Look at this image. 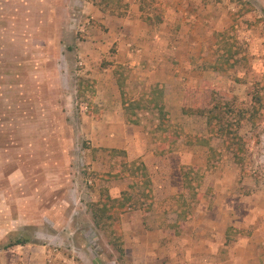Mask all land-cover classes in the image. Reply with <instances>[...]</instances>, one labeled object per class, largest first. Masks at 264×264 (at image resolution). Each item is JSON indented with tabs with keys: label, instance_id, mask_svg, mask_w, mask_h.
Here are the masks:
<instances>
[{
	"label": "rangeland",
	"instance_id": "obj_1",
	"mask_svg": "<svg viewBox=\"0 0 264 264\" xmlns=\"http://www.w3.org/2000/svg\"><path fill=\"white\" fill-rule=\"evenodd\" d=\"M127 1L154 20L173 4L0 0V264H131L111 244L112 219L100 229L90 209L103 191L119 197L135 181L130 163H146L151 183L135 186L136 207L121 213L123 244L145 230L177 235L201 198L264 190V0H181L195 10L200 41L189 50L197 71L175 107L163 89L137 86L128 62H117L119 41H105L101 20L122 16ZM142 45L159 48L125 47ZM112 66L121 90L107 88L103 70ZM99 81L107 83L101 93ZM215 104L242 138L241 163L217 136L216 120L207 125L200 114Z\"/></svg>",
	"mask_w": 264,
	"mask_h": 264
},
{
	"label": "crops",
	"instance_id": "obj_2",
	"mask_svg": "<svg viewBox=\"0 0 264 264\" xmlns=\"http://www.w3.org/2000/svg\"><path fill=\"white\" fill-rule=\"evenodd\" d=\"M127 2L128 8L122 16L116 18L111 15L101 20L108 26L105 41H119L117 62H128L129 78L137 86H143L145 91L157 86L163 89L165 104L174 107L183 105L182 99L190 85V80H184L186 77L193 78L197 71L192 69L194 58L189 51L192 50L191 44L200 41L196 40L194 32V8L190 5L185 7L181 0L180 4L172 0L173 4L162 12L160 20H145L140 18L139 5ZM199 19L202 21V17ZM181 26L186 28L183 32ZM153 27L157 28L150 35L148 31ZM101 37L104 39V36ZM127 41L132 44L155 42L159 48L146 50L142 45L140 52H135L132 51L134 48L129 50L125 47L130 45ZM166 44H171L177 51H166L164 54ZM42 51L45 57L46 50ZM172 60L177 63L173 64ZM33 66L37 65L33 63ZM103 71L108 72L109 86L105 81H99L97 92L101 93L105 86L121 90L122 82L119 80L118 83L114 66ZM146 96H149L148 93ZM221 173L224 175V172ZM231 176L234 177V173ZM227 179L233 180L231 177ZM16 207L14 203L10 205L12 210ZM183 220V225L177 227V235L166 236L156 230H145V235L133 238L132 252L130 243L122 245V256L126 258V253L129 254L131 264H264V190L232 197L227 192L226 197L201 198L197 206L192 204L189 207ZM22 226L18 234L25 236L27 223Z\"/></svg>",
	"mask_w": 264,
	"mask_h": 264
},
{
	"label": "trees",
	"instance_id": "obj_3",
	"mask_svg": "<svg viewBox=\"0 0 264 264\" xmlns=\"http://www.w3.org/2000/svg\"><path fill=\"white\" fill-rule=\"evenodd\" d=\"M92 4L97 5L99 7L101 6V0H88ZM107 1V0H105ZM106 6V5H104ZM145 20L149 17H143ZM161 18H159L160 20ZM153 92V91H152ZM156 93L153 92V96ZM254 102L259 101V96H255L253 99ZM253 105V108H256L257 106ZM200 114H206L207 116V125L212 124V119L216 120L215 124V132L217 136H219L223 140V144L226 148L231 149L234 151L232 154L234 158L237 160L236 163H241L243 160V146L240 145V141L242 140L241 136H239L237 133H230L228 129L224 126V113L219 109L218 105H214L213 108L209 109L208 111L201 110ZM236 148V149H234ZM136 166V174L133 173L132 169L131 174L133 178H135L134 182H132L129 185V190L122 192L121 197L119 198H112L110 197L106 192H102L101 197L96 202H93L90 206L91 212H92V218L97 227L102 229L104 228L103 220L106 216L107 219H112V221L115 224V229H113V233L116 236L117 241H112V245L115 246L118 253L122 256L124 254L123 250V243L121 238V232L119 231L120 226V214L123 213L125 210L136 207V203L133 201V195L135 194L133 189L135 186H144L146 187L148 184H150L149 179V172L145 166V164L140 161L139 163H135L130 165V168ZM134 168V167H133ZM106 203L110 204V206L107 208ZM105 223V221H104ZM26 242L24 239H18L16 240V243H24Z\"/></svg>",
	"mask_w": 264,
	"mask_h": 264
}]
</instances>
